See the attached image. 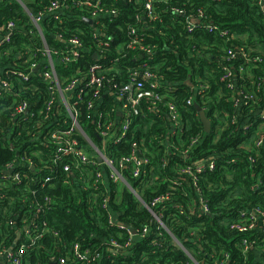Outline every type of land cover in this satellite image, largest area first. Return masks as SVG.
Segmentation results:
<instances>
[{
    "label": "trees",
    "instance_id": "16d2710c",
    "mask_svg": "<svg viewBox=\"0 0 264 264\" xmlns=\"http://www.w3.org/2000/svg\"><path fill=\"white\" fill-rule=\"evenodd\" d=\"M21 1L28 10L17 0H0V26L15 25L11 42L0 46V74L8 69L31 73L34 63L41 67L28 80L15 77L11 88H0V246L11 247L17 229L34 221L38 232L46 231L26 252L24 264H62V260L80 264L72 251L76 243L97 256L92 264H195L190 255L198 264H264V217H258L255 228L244 233L230 228L243 212L264 211V145L256 146L264 132L261 0H152L158 16L154 23L144 18L146 0H103L105 8L116 14L94 25L74 6L78 0H62L65 10L60 20L46 14L40 22L44 39L33 17L54 0ZM200 11L205 20L189 32L187 17H196ZM133 29L150 52L132 44ZM59 36L66 41L82 39L84 50L77 60L59 61L71 50ZM47 48L57 51L53 57L62 81L76 76L79 68L86 74L93 64H100L106 85L158 82L161 99L141 102L128 138L119 145L114 143L116 134L104 147L97 122L87 117V102L80 103L82 124L107 156L118 160L138 149L147 159L138 177L124 170L127 184H117L103 164L104 176L98 178L95 168L76 169L70 158L54 163V148L42 143L47 128L38 127L46 114L44 101L50 98L48 81L40 74L46 68ZM230 48H243L249 61L239 55L229 59L225 50ZM226 66L233 73L228 80L223 78ZM146 73L153 77L148 79ZM241 89L254 100H243ZM101 99L103 112H112L115 126L120 127L114 95L103 90ZM26 101L33 116L16 120L14 105ZM171 103L179 113L178 126L169 117ZM196 105L211 122L209 133ZM53 121L59 127L68 123L63 110ZM213 162L214 170L194 173L197 184L193 176L178 172L185 165ZM65 164L72 166L71 173L64 171ZM9 165L15 169L7 171ZM12 172L20 173V182L12 179ZM47 176L53 180L45 183ZM161 195L169 199L158 203L154 211L162 214L167 230L160 229L153 213L144 207ZM200 198L207 201L209 213L199 209ZM111 214L137 234L125 250L115 253L109 244L116 241L124 246L129 236L111 222ZM245 239L251 244L247 251Z\"/></svg>",
    "mask_w": 264,
    "mask_h": 264
},
{
    "label": "built area",
    "instance_id": "2783aa9c",
    "mask_svg": "<svg viewBox=\"0 0 264 264\" xmlns=\"http://www.w3.org/2000/svg\"><path fill=\"white\" fill-rule=\"evenodd\" d=\"M20 4H22L24 9H27V6L23 4L21 0H17ZM216 2H222L223 0H213ZM74 6L78 9L85 12V18H89L95 20L94 24H98L99 20L106 15L116 14V10H110L105 8L106 6L103 3V0H78L75 1ZM262 6V10L264 12V0L260 2ZM65 7L62 0H54L44 12L39 13L37 16L33 17V24L41 33L42 38L43 33L40 28V22L44 15L49 14L54 17L56 21L60 20V15L64 12ZM174 12L177 13H185L183 10L173 9ZM145 19L147 18L151 23L157 21V14L155 13V8L152 0L145 1ZM206 15L202 11L199 12V15L193 17H187L188 19V31L192 32V30L202 24V20H205ZM207 28H211L207 26ZM15 25L13 22H9L0 26V46L10 43L12 37L14 35ZM97 32L101 33V30L97 27ZM134 35V39L132 44L135 46H140L143 51L150 52V47H145L141 44V39L139 35L136 33V30H132L131 32ZM225 35H228V32H224ZM64 43H66L71 50L66 54H62L61 58H58L59 61L64 64H68L69 62L75 61L79 58L81 51L84 50V44L82 39L78 37H72L68 41L63 40L61 36L58 37ZM53 53L57 54V51L52 52L48 48L45 50L46 55V68L40 74L44 76L46 81H48V93L50 98L44 101V107L46 114L44 118L40 121L41 124H38V127L44 125L47 128L48 136L42 141L43 144L54 148L53 153V161L55 164L62 163L66 159L70 158L75 163L76 169H81L83 166L93 167L96 169V175L98 178L104 176V172L100 169V164L106 166L109 170V178L113 180V182L125 183L127 184L125 177L122 172L124 170H130L133 176L138 177L141 174V170L143 164L148 163L147 159L143 158L138 149H133L132 153L129 156L122 157L120 159H114L112 157L107 156L101 149L95 145L94 141L90 138L88 131L84 127L81 122L82 109L80 107V103L87 102V110L89 111L87 117L88 119L93 118L94 122H97L99 134L105 138L104 147L106 141L108 139H112L116 134L117 137L114 141L115 144L119 145L124 142V139L128 138V132L130 129V125L133 121V117L138 115L141 112V102L143 100H152L157 101L161 99L159 93L157 92L159 85L158 82L150 81L149 83H145L144 81H135L130 82L125 85H106V79L99 72L102 70V65L93 64L86 74H83L82 69L79 68L77 71V75L71 78L62 81L58 76L56 71V63L53 57ZM229 59L235 58L237 55L243 57L247 62L249 61L248 53L243 50V48H230L225 50V54ZM57 56V55H56ZM97 57V54L95 55ZM41 67L34 63L32 65V72L37 73L35 71L36 68ZM244 67H241L239 71L241 73L244 72ZM40 71V69H39ZM225 75L224 79H230L233 74L228 66L224 67ZM31 72V73H32ZM31 73H21L16 70H4L2 74H0V88L6 89L11 88L13 86L12 80L17 77L18 79L28 80ZM145 77L151 79L153 76L150 73L144 74ZM192 85L191 83H189ZM193 86V85H192ZM229 88H233V84H228ZM260 88V87H259ZM258 88V90H260ZM103 90L105 93H111L114 95L116 102L119 104L117 108V116L122 120V124L120 127L115 126V120L113 118L112 112H103V99H101V95ZM239 94L243 97V100L250 102L254 100V96L247 95L243 89L239 91ZM192 100H188V104H191ZM59 106V107H58ZM198 106V105H197ZM63 110L68 119V123L66 126L59 127L58 124H55L53 121L54 115H58L59 112ZM204 111V110H203ZM264 114V110L261 112ZM13 117L17 119H21L24 117H32V111L30 110L29 102H17L14 105ZM169 117L171 121L174 123V126H178L180 123L179 113L174 106V104H169ZM264 123H262L263 125ZM224 127H222L223 129ZM221 131V130H220ZM80 137L83 140H80ZM86 141V143H85ZM264 145V132L259 134V138L257 139L256 146L260 147ZM91 150V151H90ZM92 153H95L94 155ZM100 158L103 159L100 162ZM212 160V159H211ZM30 162V167L33 169L34 164ZM207 164V163H206ZM204 163H198L194 166L185 165L178 168V172L181 175L193 176L194 184H197V178L194 176V173H203L206 169L214 170L215 163H210L206 165ZM14 170L15 168L11 165L7 167V171ZM64 171L67 173H71L73 170L70 164H65L63 167ZM12 179L16 182H20L21 175L20 173L12 172ZM10 178V177H9ZM53 180L52 177L47 176L44 179V182H51ZM129 189L137 195L136 191L128 185ZM169 197L167 195H161L156 197L150 204H144V207L147 208L150 212L153 213L155 220L157 221L159 228L167 230V226L164 223L162 214H157L154 211V207L158 205V203H164L167 201ZM50 201V199H47ZM199 209L203 213H209L210 207L207 201L203 198L199 199ZM39 210V208H38ZM251 214V215H250ZM264 217V211L261 208H256L251 213L243 212L241 214V219L233 224H231L230 228L232 230H236L240 233L247 232L252 230L256 226V219L258 217ZM116 216L111 214V222H115L120 225L121 228L125 229L129 240L126 244L120 245L116 241H112L109 244L110 250L114 253L119 250H125L132 241L136 238V233L127 228L122 222H116ZM18 231V232H17ZM16 234L18 237L15 239L13 245L11 247L0 246V260H3V264H24V255L31 248L35 247L39 238L44 236L43 232L46 231L44 228L41 232H38V226L34 221L27 222L21 229H17ZM147 229L142 231V234L145 235ZM173 241L182 249H184L183 245L176 240L173 236ZM244 251H247L249 246L248 240L243 241ZM74 253V257L78 263H86L92 264L97 256L91 255L90 250L82 249L79 243L73 245L72 249ZM192 261L195 264H198L190 255ZM62 264L65 263L64 260L61 261ZM224 261L222 262V264Z\"/></svg>",
    "mask_w": 264,
    "mask_h": 264
},
{
    "label": "water",
    "instance_id": "95a60500",
    "mask_svg": "<svg viewBox=\"0 0 264 264\" xmlns=\"http://www.w3.org/2000/svg\"><path fill=\"white\" fill-rule=\"evenodd\" d=\"M84 20H85L86 22H88L89 24H91V25L95 23V20H92V19H89V18H84ZM39 69H40V67L36 68L35 71H36V72H39ZM191 86H192V85H191ZM196 108L198 109V111H199V113H200V118H201L202 123L204 124L205 131H206L207 133H209V132L211 131V127H212V125H211L210 120H209L208 117H207V114H206L205 111H203L199 106L196 105ZM99 160H100V162L103 161L102 158H100ZM0 264H3V263L0 262Z\"/></svg>",
    "mask_w": 264,
    "mask_h": 264
},
{
    "label": "crops",
    "instance_id": "0c3cea01",
    "mask_svg": "<svg viewBox=\"0 0 264 264\" xmlns=\"http://www.w3.org/2000/svg\"><path fill=\"white\" fill-rule=\"evenodd\" d=\"M23 4H25V5L27 6V4H26L25 2H23ZM21 5H22V4H21ZM22 7H23V6H22ZM25 10H28V7H27V9H25ZM62 13H63V12H62ZM99 21H100V20H99ZM99 21H98V22H99ZM92 25H94V24H92ZM17 232H18V231H17ZM17 237H18V234H17ZM259 260H261V259H259ZM0 262L4 263L3 260H0Z\"/></svg>",
    "mask_w": 264,
    "mask_h": 264
}]
</instances>
